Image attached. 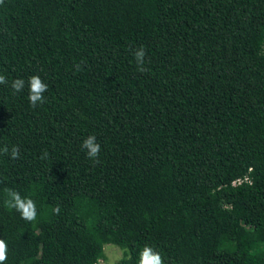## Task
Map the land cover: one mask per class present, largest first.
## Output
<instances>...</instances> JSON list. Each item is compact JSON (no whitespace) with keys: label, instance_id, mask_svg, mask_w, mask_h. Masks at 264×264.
<instances>
[{"label":"trees","instance_id":"obj_1","mask_svg":"<svg viewBox=\"0 0 264 264\" xmlns=\"http://www.w3.org/2000/svg\"><path fill=\"white\" fill-rule=\"evenodd\" d=\"M0 74L3 264H264V0H3Z\"/></svg>","mask_w":264,"mask_h":264},{"label":"clouds","instance_id":"obj_2","mask_svg":"<svg viewBox=\"0 0 264 264\" xmlns=\"http://www.w3.org/2000/svg\"><path fill=\"white\" fill-rule=\"evenodd\" d=\"M3 3V0H0V4ZM135 60L137 64V71L144 72L146 71L144 67L146 52L141 47L135 53ZM6 76L0 74V84H6ZM30 84V94L29 102L30 105L35 108L37 102L43 103L44 96L43 93L47 91V85L37 76H32L29 79ZM24 86V81L17 79L13 81L12 87L17 92L21 91ZM82 148L86 150V154L89 159L94 162H99L98 157L100 154L101 146L97 142L95 135L88 136L82 143ZM8 148L5 146L3 152L8 153ZM19 149L18 147H13L11 150V159L15 160L19 158ZM47 156V153L44 154ZM8 199L5 200V206L8 208H13L21 213L23 219L27 221H33L36 219V204L31 198L22 197L19 192L14 190H8ZM54 211L58 214L59 207L55 208ZM6 260V244L3 240H0V264ZM139 264H163V260L158 252H155L151 247H145L144 251L141 253V258Z\"/></svg>","mask_w":264,"mask_h":264},{"label":"rangeland","instance_id":"obj_3","mask_svg":"<svg viewBox=\"0 0 264 264\" xmlns=\"http://www.w3.org/2000/svg\"><path fill=\"white\" fill-rule=\"evenodd\" d=\"M105 252L108 258V264H115L123 257V251L116 245H105Z\"/></svg>","mask_w":264,"mask_h":264},{"label":"built area","instance_id":"obj_4","mask_svg":"<svg viewBox=\"0 0 264 264\" xmlns=\"http://www.w3.org/2000/svg\"><path fill=\"white\" fill-rule=\"evenodd\" d=\"M239 183H241V180L238 181ZM98 264H107L104 261H100Z\"/></svg>","mask_w":264,"mask_h":264}]
</instances>
